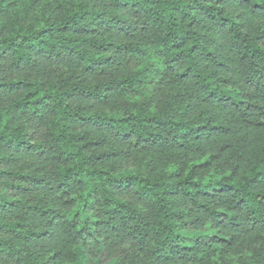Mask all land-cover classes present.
<instances>
[{
	"label": "clouds",
	"instance_id": "obj_1",
	"mask_svg": "<svg viewBox=\"0 0 264 264\" xmlns=\"http://www.w3.org/2000/svg\"><path fill=\"white\" fill-rule=\"evenodd\" d=\"M0 264H264V0H0Z\"/></svg>",
	"mask_w": 264,
	"mask_h": 264
},
{
	"label": "trees",
	"instance_id": "obj_2",
	"mask_svg": "<svg viewBox=\"0 0 264 264\" xmlns=\"http://www.w3.org/2000/svg\"><path fill=\"white\" fill-rule=\"evenodd\" d=\"M234 102H236V103H243L242 100H240V101L234 100Z\"/></svg>",
	"mask_w": 264,
	"mask_h": 264
}]
</instances>
